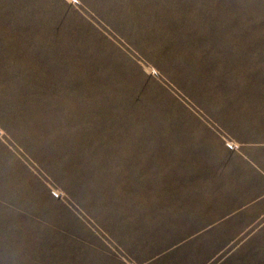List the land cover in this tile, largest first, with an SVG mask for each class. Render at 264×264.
Returning a JSON list of instances; mask_svg holds the SVG:
<instances>
[{"label": "rangeland", "instance_id": "obj_1", "mask_svg": "<svg viewBox=\"0 0 264 264\" xmlns=\"http://www.w3.org/2000/svg\"><path fill=\"white\" fill-rule=\"evenodd\" d=\"M250 155L264 0H0V264L148 261Z\"/></svg>", "mask_w": 264, "mask_h": 264}, {"label": "crops", "instance_id": "obj_2", "mask_svg": "<svg viewBox=\"0 0 264 264\" xmlns=\"http://www.w3.org/2000/svg\"><path fill=\"white\" fill-rule=\"evenodd\" d=\"M248 159L256 170L248 183L232 198L202 201V226L140 264H264V169Z\"/></svg>", "mask_w": 264, "mask_h": 264}, {"label": "built area", "instance_id": "obj_3", "mask_svg": "<svg viewBox=\"0 0 264 264\" xmlns=\"http://www.w3.org/2000/svg\"><path fill=\"white\" fill-rule=\"evenodd\" d=\"M233 148H235V147H233Z\"/></svg>", "mask_w": 264, "mask_h": 264}]
</instances>
